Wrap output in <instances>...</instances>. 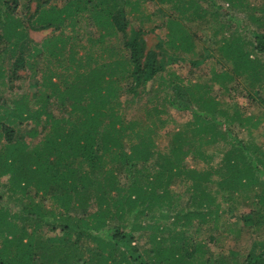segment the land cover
Listing matches in <instances>:
<instances>
[{
	"label": "trees",
	"instance_id": "trees-1",
	"mask_svg": "<svg viewBox=\"0 0 264 264\" xmlns=\"http://www.w3.org/2000/svg\"><path fill=\"white\" fill-rule=\"evenodd\" d=\"M212 1L0 0V85L11 88L0 98V181L25 204L12 211L0 197V264H226L198 238L210 229L256 236L244 264H264V143L235 134L261 122L231 113L215 91L230 93L241 78L248 98L264 104V63L253 56L264 54V5H212L259 24L251 42L215 23L220 46L205 41V58L217 63L209 79L205 58L191 64L195 83L169 69L193 51V23L212 28L202 8ZM147 4L167 18L158 51L147 49ZM48 30L58 34L41 43L30 36ZM171 110L187 121L161 148ZM218 144L227 149L216 163ZM189 157L202 167H189ZM46 199L57 212L44 210Z\"/></svg>",
	"mask_w": 264,
	"mask_h": 264
},
{
	"label": "rangeland",
	"instance_id": "rangeland-1",
	"mask_svg": "<svg viewBox=\"0 0 264 264\" xmlns=\"http://www.w3.org/2000/svg\"><path fill=\"white\" fill-rule=\"evenodd\" d=\"M210 3H212L210 4L211 6L207 5V6H203L202 8L208 12L207 18L209 19V21L213 22V23L208 22L207 24L208 26H206V28L207 27H212V28L210 29V31L208 30L209 32L205 33L202 32L203 25H201V23L202 24L207 23L205 20H197V22L193 23L191 25V29L194 32L198 33L196 38L194 39L193 51L188 54L181 53L177 58V62H173V63L171 62V66L169 67V69H175L177 70L178 73L184 74V76L186 78L188 77L189 79L192 78L188 76V72L190 69H194L191 66L192 62L197 61L198 59L199 60L204 59L205 57L208 56V54H211L210 49L205 48V41L210 40V42L208 43L206 42V44L209 47H213L214 41L221 39L219 35H217V37L211 36L216 26L218 25L220 26L221 23L228 24L229 27L225 26L224 28V32H225L224 36L230 35L229 32L230 30L232 31V33L235 31H239L246 38L251 40V42H253V38L251 37L252 30L255 29L256 28L255 26L259 24L257 22H253L252 20H250L246 15L247 13H241L233 10L230 12V15L226 17L224 15L225 12H222V10H218L216 9L215 6H212V5L217 6L219 4L222 5L220 0H213ZM262 4L264 5V0H250L249 6L250 9L257 8L258 11H260L259 7H261ZM32 7L33 8L35 7V3L32 5ZM144 8L146 15H149L150 17V19L148 18L146 19V23L143 26L145 30L150 31L145 37L147 42V49L158 51L159 43L161 44L162 40H167L168 29L164 25H162L163 23L162 21L167 18L152 14L154 11L158 10L156 6L147 4L144 6ZM215 23L216 26L214 28ZM57 34L58 32L53 34L51 30H48L43 32H31L30 36L34 41L41 43L44 39ZM118 45H119L118 41L114 39L111 41V43H109L108 46L113 47L116 51V46ZM218 46L220 45L214 46L213 48L216 49V47ZM166 49L169 50L170 53V49H168V47H166ZM253 56L255 57L258 56L259 58L262 59L264 63V54L263 55L255 54ZM202 65L203 66H200V69H207V72L209 71V69H216L217 67L216 59L205 58L204 63ZM20 73L25 75L24 72H20ZM209 77L210 74L208 72L207 78L209 79ZM195 81H196L195 78L192 79L193 83H195ZM19 82L20 81H17L16 85L22 86L23 91H25L26 90L25 82L23 83V85H20ZM157 87H158V79L156 78L155 80L152 81L151 84H149L147 92L144 95V97L152 98L154 93L156 92L155 90L157 89ZM233 87H235L237 91L234 90ZM229 88H231L234 91L230 93H225L223 90H221L219 86L216 85L215 87V91H217L218 93V99L224 103L223 104L224 108L230 110L231 113H233V110L235 108H238L242 112L243 116L253 117L256 118L254 119V121L261 122V124L257 128L253 129L248 127L250 129L249 131L242 128H238V129L236 128L235 134H237L238 137L245 140L246 142L256 141L259 144L264 143V104L258 101L260 96L257 97L255 101L251 98H248L247 96L248 94L246 91V82H244L243 79L241 78H239L236 82L229 84ZM10 89L11 88L9 87L0 85V98L1 97L7 98L8 96H10L11 94ZM56 110L59 112L60 108H56ZM168 113L169 114L166 117L167 118L170 117L172 119L171 121H169V124L167 126L168 129L162 131L160 134L159 143L161 148H166L169 143L170 138L166 136V133L183 128L184 123L187 121V118L185 116L178 115L179 113L174 110L168 111ZM129 114H135L136 117L138 116L137 118H142L144 116L143 111H140L139 108H133L132 110L129 111ZM25 129L27 130L28 128ZM226 149H227V145L225 144H220V145L218 144L210 149V152L218 153L215 159L216 163L220 161V159L222 158L221 156L224 154ZM187 162H188V166L191 168H200L203 165L200 161L193 159L192 157H189L187 159ZM6 180L7 179H2L0 181V197L2 198V204L7 206L12 211L21 210L25 204L18 202L15 199V197L10 196L9 192L7 191L8 183ZM174 190L177 192H182L183 187L182 185L179 184L174 187ZM42 200L44 199L36 198V202L40 201L41 203H43ZM185 200H186V196L184 197V201ZM245 207H250V206L245 205ZM43 208L45 211L47 209H54L56 212L58 211V208L56 204L52 201V199L49 200L46 199V202L43 204ZM210 225H214V223L206 224V226H204L205 229H210L211 228ZM224 233L225 232L220 234L219 232L210 229L209 232L208 231L204 232L198 238L204 241L208 249V253H209L208 255L213 259H216L217 261L222 260L226 262V264H244L245 259L250 253L249 251L253 244L252 241H254V239H256L257 237L251 234L241 235V236L229 234L228 236H226ZM213 235L215 239L212 240L211 236ZM263 236H264V232H263Z\"/></svg>",
	"mask_w": 264,
	"mask_h": 264
}]
</instances>
